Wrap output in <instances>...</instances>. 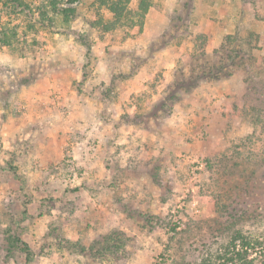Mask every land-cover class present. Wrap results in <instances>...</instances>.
Listing matches in <instances>:
<instances>
[{"label":"rangeland","instance_id":"374dc122","mask_svg":"<svg viewBox=\"0 0 264 264\" xmlns=\"http://www.w3.org/2000/svg\"><path fill=\"white\" fill-rule=\"evenodd\" d=\"M0 264H264V0H0Z\"/></svg>","mask_w":264,"mask_h":264}]
</instances>
